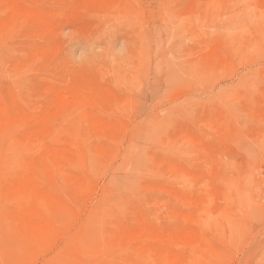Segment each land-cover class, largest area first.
Here are the masks:
<instances>
[{
  "label": "rangeland",
  "instance_id": "1",
  "mask_svg": "<svg viewBox=\"0 0 264 264\" xmlns=\"http://www.w3.org/2000/svg\"><path fill=\"white\" fill-rule=\"evenodd\" d=\"M168 263L264 264V0H0V264Z\"/></svg>",
  "mask_w": 264,
  "mask_h": 264
},
{
  "label": "bare ground",
  "instance_id": "2",
  "mask_svg": "<svg viewBox=\"0 0 264 264\" xmlns=\"http://www.w3.org/2000/svg\"><path fill=\"white\" fill-rule=\"evenodd\" d=\"M61 100H62V99H61ZM7 124H8V123H7ZM47 150H48V149H47ZM54 153H55V152H54ZM51 155H53V153H52ZM47 156H48V154H47ZM53 156H54V155H53ZM56 156H57V155H56ZM45 157H46V156H45ZM49 158H50V157H49ZM46 159H47V158H46ZM49 160H50V159H49ZM55 163H56V162H55ZM33 211H34V210H33ZM35 212H36V211H35ZM21 216H22V214H21ZM32 216H33V215H32ZM27 219H28V218H27ZM25 221H26V218H25ZM27 221H28V220H27ZM28 224H30V223L28 222ZM31 226H32V225H31ZM28 227H29V225H28ZM33 227H35V225H34ZM33 227H32V228H33ZM32 228H31V230H32ZM27 230H28V229H27ZM30 234H31V233H30ZM188 235H189V234H188ZM184 238H185V237H184ZM184 238H183V239H184ZM188 238H189V237H188ZM176 242H177V241H176ZM182 245H184L183 242H182ZM176 247H177V246H176ZM138 248H139V247H138ZM168 251H169V249H168ZM168 251H167V252H168ZM165 252H166V250H165ZM170 252H171V251H170ZM166 255H167V254H166ZM175 255H176V254H175ZM175 255H174V256H175ZM169 256H170V255H169ZM169 256H168V257H169ZM171 256H172V254H171ZM180 256H181V255H180ZM165 257H166V256H165ZM168 257H166V259H167ZM177 257H178V256H177ZM177 257H175V258H177ZM175 258L172 259L173 262H174V259H175ZM176 260H177V259H176ZM178 261H179V258H178ZM166 262H167V261H166ZM168 264H170V263H168ZM176 264H177V263H176Z\"/></svg>",
  "mask_w": 264,
  "mask_h": 264
}]
</instances>
